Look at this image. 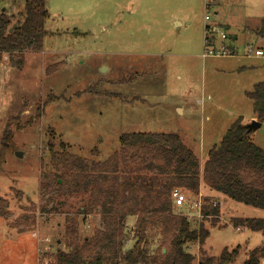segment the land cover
Instances as JSON below:
<instances>
[{"label":"rangeland","instance_id":"1","mask_svg":"<svg viewBox=\"0 0 264 264\" xmlns=\"http://www.w3.org/2000/svg\"><path fill=\"white\" fill-rule=\"evenodd\" d=\"M45 6L42 49L24 52L21 69L7 55L0 60V197L10 211L0 218V264L50 262L47 255L66 249L70 220L83 217L76 213L86 194L40 188L53 171L51 136L56 148L61 140L71 153L103 161L118 150L121 133L173 132L202 159L235 118L251 123L245 92L264 81V60L244 55L247 45L264 46L255 33L264 0H45ZM0 12L21 19L23 0H0ZM210 23L225 30L226 43L238 37L236 55L202 58ZM56 63L57 71L47 70ZM177 105L185 106L184 115ZM142 109L145 119L135 113ZM248 137L264 150V121ZM180 192L184 205L173 207L196 226L202 221L196 205L205 195ZM220 202L216 221H202L209 235L201 247L217 258L223 248L239 246L234 264H240L264 237L232 220L264 218V210L222 196ZM134 221L126 219L125 249L134 243ZM101 228L96 210L80 223L79 240ZM188 251L197 264L199 245Z\"/></svg>","mask_w":264,"mask_h":264},{"label":"trees","instance_id":"2","mask_svg":"<svg viewBox=\"0 0 264 264\" xmlns=\"http://www.w3.org/2000/svg\"><path fill=\"white\" fill-rule=\"evenodd\" d=\"M47 17L45 0H23L21 19L0 12V60L7 55L10 66L21 69L24 52L42 49ZM255 33L264 37V17ZM60 65L47 70L55 72ZM245 94L255 119L262 123L264 81ZM9 137L6 133L5 139ZM118 141V150L103 161L73 154L61 140L56 148L52 136L46 142L53 171L40 188L66 187L69 196L87 195L76 213L83 217L72 218L66 226V249L47 255L50 262L46 264H194L196 256L188 251L192 244L199 245L197 264H234L239 246L223 248L217 258L201 247L209 235L202 221L214 222L220 215L217 198H201L202 221L192 226L185 214L175 211L171 192L177 189L198 196L203 184L234 202L264 210V150L248 137L242 118L229 125L207 152L201 168L197 155L177 133L124 132ZM90 153L95 156L98 151L91 149ZM96 210L102 228L79 240L80 223ZM9 215L8 200L0 197V218ZM128 216L135 217L130 230L134 243L125 249ZM232 222L236 228L260 231L264 237V218L238 217ZM262 260L264 244L250 249L240 264H261Z\"/></svg>","mask_w":264,"mask_h":264},{"label":"built area","instance_id":"3","mask_svg":"<svg viewBox=\"0 0 264 264\" xmlns=\"http://www.w3.org/2000/svg\"><path fill=\"white\" fill-rule=\"evenodd\" d=\"M205 36H204V53L203 56L208 55H219V56H227V55H236V51L233 48L227 47L226 45H220L216 47L214 44V40H226L228 38L227 33L225 30L219 28L214 23L206 24L204 27ZM245 56H255L264 58V46L255 47L251 45H247L245 49ZM171 197L173 201L174 207H181L184 205L185 202V195L180 192V190H173L171 192ZM201 204V203H200ZM200 204L196 205L200 207Z\"/></svg>","mask_w":264,"mask_h":264},{"label":"crops","instance_id":"4","mask_svg":"<svg viewBox=\"0 0 264 264\" xmlns=\"http://www.w3.org/2000/svg\"><path fill=\"white\" fill-rule=\"evenodd\" d=\"M215 24V23H214ZM101 30V29H100ZM260 38V37H259ZM237 39H238V37L237 36H234V39L233 40H236L237 41ZM262 39V38H261ZM233 40L231 39V41L229 42L228 41V43H226V40L224 41V40H220V39H216V40H214V44L216 45V47L218 46V44H221V45H226L227 47H230V48H233V49H235V45H236V43H233ZM204 53V52H203ZM202 58L203 59H206L207 58V56H203V54H202ZM248 58H251V59H263L264 60V58H260V57H256V58H254L253 56H250V57H248ZM243 66V65H242ZM253 66V65H252ZM245 67V66H244ZM259 82V81H258ZM257 83V82H256ZM255 84V83H254ZM253 84V85H254ZM253 87V86H252ZM239 88V86H237V89ZM236 89V88H235ZM251 90V89H250ZM138 96V95H137ZM133 98H135L134 96H132ZM252 103V102H251ZM178 111H179V113H180V115H184V113H185V110H186V108H185V106H176L175 107ZM143 109L141 110V111H138V110H136V115H138L139 117H142L143 119H145V115H144V113H143ZM142 118H139V119H142ZM236 119V118H235ZM234 119V120H235ZM252 119L253 120H256L255 119V115L253 114V116H252ZM233 122V121H232ZM231 122V123H232ZM230 123V124H231ZM229 127V126H228ZM227 127V128H228ZM226 128V129H227ZM226 129H225V131H226ZM225 133V132H224ZM223 133V134H224ZM204 159L205 158H203L202 157V159H199V165H200V168L202 167V163H203V161H204ZM203 193L204 195H208V196H213V197H215V198H217L218 199V201H219V203H220V205L222 204L221 202H220V196H222V200H223V197H225V198H227L226 196H224L223 194H220V193H216V192H213V191H211L209 188H207L205 185H203V184H201L200 185V191H199V193ZM228 199V198H227ZM228 200H230V199H228ZM232 201V200H231ZM225 203V202H224ZM237 203V202H236ZM222 209H223V207H221ZM262 262V261H261Z\"/></svg>","mask_w":264,"mask_h":264},{"label":"water","instance_id":"5","mask_svg":"<svg viewBox=\"0 0 264 264\" xmlns=\"http://www.w3.org/2000/svg\"><path fill=\"white\" fill-rule=\"evenodd\" d=\"M16 23H13L10 28L8 29L9 32L12 31V29L15 27ZM261 125V122L257 121V120H252L251 123L249 125H247V129L250 130V129H254V128H257V127H260ZM16 156H21L20 153H16Z\"/></svg>","mask_w":264,"mask_h":264}]
</instances>
